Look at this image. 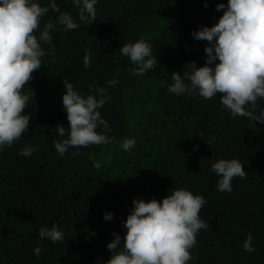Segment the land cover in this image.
Returning a JSON list of instances; mask_svg holds the SVG:
<instances>
[{"label": "trees", "instance_id": "16d2710c", "mask_svg": "<svg viewBox=\"0 0 264 264\" xmlns=\"http://www.w3.org/2000/svg\"><path fill=\"white\" fill-rule=\"evenodd\" d=\"M38 2L46 7L50 0ZM227 2L98 0L96 20L89 25L80 23L72 0H56L80 27L65 32L57 25L53 43L40 42L51 54L41 58V69L23 89L30 97L25 109L30 127L0 151V264H107L113 233L121 236L123 248V224L134 209L133 200L162 202L179 189L205 198L199 217L209 224L197 235L188 264H264V125L256 122L254 127L248 118L233 117L223 109L219 94L206 100L168 91L172 73L183 76L192 61L205 66L209 44L192 33L217 23L223 15L217 4ZM57 16L50 10L40 29L49 21L56 23ZM34 34L38 38L40 30ZM141 38L152 46L158 63L155 70L137 76L119 50ZM88 51L91 65L85 68ZM64 79L85 97L96 94L90 89L106 90L99 111L113 143L59 155L54 144L69 131ZM112 79L119 83L110 86ZM260 109L264 100L258 102L257 114ZM57 126L65 127L64 137ZM213 137L209 146L206 142ZM124 138L135 139L131 151L122 149ZM37 146L31 156L18 154ZM220 159L239 160L248 174L233 179L231 193L217 190L219 177L210 171ZM107 213L113 214L111 221L104 219ZM53 224L64 232L62 242L40 239V228ZM249 233L252 253L243 249ZM36 247L44 249L40 258L33 254Z\"/></svg>", "mask_w": 264, "mask_h": 264}, {"label": "clouds", "instance_id": "9594fccd", "mask_svg": "<svg viewBox=\"0 0 264 264\" xmlns=\"http://www.w3.org/2000/svg\"><path fill=\"white\" fill-rule=\"evenodd\" d=\"M72 3L78 9L80 23L92 25L97 17L98 0H72ZM50 10L58 13L56 23L49 21L41 30V18ZM216 11H223L217 23L192 33L195 40L209 44L204 49L205 66L197 67L192 61L185 65L187 71L183 76L172 73L173 83L168 91L177 96L196 94L206 100L219 94L223 109L233 117L248 118L254 127L256 122L264 125V109L257 114L258 102L264 100V0H228L227 5L217 4ZM57 25L63 26L65 32L80 27L71 13L61 11L56 0H50L46 7L38 0H0V151L11 147L28 132L31 116L25 114V109L30 97L23 89L29 85L33 73L41 69V58L51 54L45 52L40 42L53 43L52 33L58 31ZM37 30H40L38 38L34 34ZM119 51L134 65L132 75H146L158 63L152 46L144 38L123 44ZM90 65L88 51L83 57V66ZM107 83L115 86L119 81L112 79ZM64 85L62 103L69 131L66 139L54 144L59 155H65L71 148L113 143V138L106 135L110 131L108 122L99 111L106 103V90L93 88L90 91L96 94L85 97L74 90L73 83L64 79ZM56 130L60 137L65 136L64 126H57ZM214 141L213 137L206 143L211 146ZM135 145L134 138H124L121 143L124 151H131ZM36 151L39 146L24 147L18 154L31 156ZM101 166L100 162L94 163L96 169ZM210 171L219 177L217 190L221 193H231L233 179H245L248 175L237 159H220L212 164ZM205 204L203 196L183 189L174 190L162 202L134 199V209L123 224L127 229L123 248L121 236L113 233L115 239L107 245L112 252L107 264H188L193 259L190 250L197 243V235L209 229V224L199 217ZM104 219L111 221L113 214L107 213ZM39 236L53 244L65 238L55 224L51 228L41 227ZM252 241L249 233L243 243L245 252H255ZM43 251L36 247L33 254L40 258Z\"/></svg>", "mask_w": 264, "mask_h": 264}]
</instances>
